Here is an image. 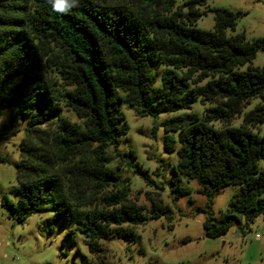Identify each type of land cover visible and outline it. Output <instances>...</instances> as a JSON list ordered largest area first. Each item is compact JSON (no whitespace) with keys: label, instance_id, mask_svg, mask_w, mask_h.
I'll return each instance as SVG.
<instances>
[{"label":"trees","instance_id":"trees-1","mask_svg":"<svg viewBox=\"0 0 264 264\" xmlns=\"http://www.w3.org/2000/svg\"><path fill=\"white\" fill-rule=\"evenodd\" d=\"M207 1L184 0V12L175 9L177 0H69L63 11L53 0H0V112L27 120L16 163L20 197L2 200L9 217L23 223L54 210L69 241L76 232L89 238L97 257L86 264H113L100 240H138L136 228L148 220L145 206L120 188L127 180L110 167V147L128 133L119 105L159 115L200 100L213 104L204 117L190 112L163 123L165 147L179 157L173 199L188 193L180 176L197 181L209 208L222 189L240 187L222 218L209 213V238L264 218V134L212 125L231 123L254 98L261 102L244 120L264 125V67L243 69L264 51V37L227 36L238 18L227 9L211 10L215 31L199 29ZM158 64L165 69L157 87ZM64 106L81 122L62 117ZM111 186L117 190L106 191ZM151 210L159 218L171 208L153 201Z\"/></svg>","mask_w":264,"mask_h":264},{"label":"rangeland","instance_id":"rangeland-1","mask_svg":"<svg viewBox=\"0 0 264 264\" xmlns=\"http://www.w3.org/2000/svg\"><path fill=\"white\" fill-rule=\"evenodd\" d=\"M184 0H177L175 9L183 7ZM212 9H227L238 15L234 29L225 31L227 36L243 34L252 41L264 37V0H208L199 7L203 14L196 27L215 31L216 22ZM264 67V51H259L255 59L243 67ZM165 67L158 64L154 68L156 86H161V75ZM261 102L254 98L246 105L241 114L231 123L213 122L216 129L227 126L245 125L252 131L264 134V125L246 122L244 116ZM213 104L198 100L192 108L161 113L159 115H140L138 108L125 103L119 105L125 115L128 133L121 138L118 147L109 149L114 157L110 167L120 175L122 183L132 201L145 206L148 220L136 228L139 239L135 241L113 237L100 240L107 249L108 260L113 264H264V218L258 216L254 222L242 226L234 224L230 230L218 238L205 234L203 223L212 212L216 220L222 218L239 186H228L212 199L211 208L207 207L208 198L199 193L196 180L180 176L179 184L188 193L173 199L172 180L175 178L172 165L178 163L177 152L169 153L165 147L166 132L163 123L170 117L190 112L204 117L207 108ZM61 116L71 122L80 123L76 114L64 106ZM46 124L42 128L49 129ZM154 127H157L154 131ZM27 120L17 117L12 111L0 112V264H86L97 255L89 249L90 240L76 232L74 241H69L66 227L60 216L51 209L35 213L23 223L9 217L2 206L6 196L17 203L19 181L16 163L21 159V145L26 137ZM176 139L177 134H173ZM30 141V140H29ZM180 146L176 142V148ZM90 154V153H87ZM118 167L120 169H118ZM140 170L144 177L137 173ZM109 187L106 191H116ZM101 197V195H99ZM162 201L171 208L159 218H153L152 202ZM75 229V226H70Z\"/></svg>","mask_w":264,"mask_h":264},{"label":"clouds","instance_id":"clouds-1","mask_svg":"<svg viewBox=\"0 0 264 264\" xmlns=\"http://www.w3.org/2000/svg\"><path fill=\"white\" fill-rule=\"evenodd\" d=\"M53 3H54V7L57 10L63 11L65 7L69 4V0H53Z\"/></svg>","mask_w":264,"mask_h":264}]
</instances>
